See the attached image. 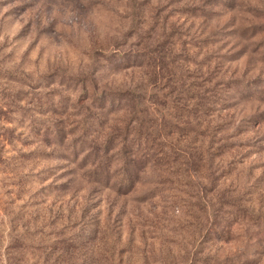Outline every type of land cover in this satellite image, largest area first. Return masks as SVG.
<instances>
[{"label": "clouds", "instance_id": "clouds-1", "mask_svg": "<svg viewBox=\"0 0 264 264\" xmlns=\"http://www.w3.org/2000/svg\"><path fill=\"white\" fill-rule=\"evenodd\" d=\"M13 7L0 0V109L8 112L7 119L0 117V264H93L104 257L106 264H193L197 244L182 230L192 220L188 198L180 199L178 185L165 186V170L156 158L129 156L125 167V158L117 155L111 172L119 167L121 175L126 173L120 184H110L108 171L92 163L80 167L56 158L79 150L72 142L84 136L82 129L88 130L84 139L103 144L132 120L131 94L148 84L150 69L143 57L101 52L112 53L117 46L125 51L129 0H41L18 17L8 15ZM260 14L264 0H238L229 13L249 23ZM184 69L196 71V66ZM86 84L98 91L90 92ZM55 110H67L69 124L81 129L64 143L62 136L46 142L41 130V122L43 128L56 122ZM13 130L8 144L4 136ZM88 151H81V160ZM257 160L264 155L251 158ZM58 165L75 172L57 179L67 171L52 175ZM53 181L71 182L69 192L42 196L40 190ZM261 196L264 188L247 206L261 211ZM57 214L61 218L53 224ZM158 220L160 227L153 228ZM252 231L240 220L231 241L203 246L201 258L247 257L264 264V255H254Z\"/></svg>", "mask_w": 264, "mask_h": 264}, {"label": "rangeland", "instance_id": "rangeland-1", "mask_svg": "<svg viewBox=\"0 0 264 264\" xmlns=\"http://www.w3.org/2000/svg\"><path fill=\"white\" fill-rule=\"evenodd\" d=\"M9 2L14 7L8 15L18 17L41 0ZM237 4L238 0H129L131 26L122 45L125 51L117 46L112 53L101 52L143 57L150 69L148 84L131 94L132 120L103 144L84 139L88 135L84 128V136L72 142L79 150L73 149L71 156H56L79 162L80 167L92 163L97 169H106L110 184L126 180L119 167L115 174L111 172L118 164L117 155L125 158V167L129 156L136 160L145 155L156 158L165 170V186L178 185L183 193L180 199L188 198L192 220L182 230L197 244L193 264H220L224 260L257 264L247 257L242 261L230 256L201 258L203 246L231 241L234 226L242 219L254 229L248 237L256 242L254 255H264V196L260 197L261 211L247 206L264 188V172L257 175L264 169V160L251 161L254 155H264V14L249 23L229 15ZM185 64H194L196 71H186ZM85 87L98 91L91 84ZM53 115L58 119L51 127L43 128L41 122L46 142L62 136L60 142L64 143L81 130L69 124L67 110H55ZM0 117L7 119L8 112L0 109ZM14 137L13 130L4 140L10 144ZM85 148L89 151L81 160ZM61 168L67 171L57 179L75 172L67 165H58L51 174ZM70 187L71 182L58 185L53 181L40 193L62 196ZM60 218L57 214L52 223ZM151 226L159 228L160 221ZM106 260L104 257L93 264H106Z\"/></svg>", "mask_w": 264, "mask_h": 264}, {"label": "trees", "instance_id": "trees-1", "mask_svg": "<svg viewBox=\"0 0 264 264\" xmlns=\"http://www.w3.org/2000/svg\"><path fill=\"white\" fill-rule=\"evenodd\" d=\"M220 236H222V235H220ZM219 236V237H220ZM229 262V263H228ZM207 264H210V263H207ZM220 264H235V263H233L232 261H227V260H224V261H222Z\"/></svg>", "mask_w": 264, "mask_h": 264}]
</instances>
